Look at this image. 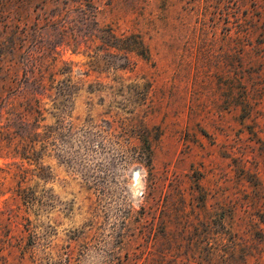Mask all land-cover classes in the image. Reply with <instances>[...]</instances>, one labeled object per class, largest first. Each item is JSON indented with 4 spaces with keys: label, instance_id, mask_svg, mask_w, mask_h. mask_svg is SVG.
<instances>
[{
    "label": "rangeland",
    "instance_id": "374dc122",
    "mask_svg": "<svg viewBox=\"0 0 264 264\" xmlns=\"http://www.w3.org/2000/svg\"><path fill=\"white\" fill-rule=\"evenodd\" d=\"M0 264H264V0H0Z\"/></svg>",
    "mask_w": 264,
    "mask_h": 264
}]
</instances>
